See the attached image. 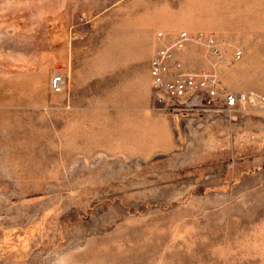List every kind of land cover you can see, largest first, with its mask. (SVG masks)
<instances>
[{
    "label": "rangeland",
    "instance_id": "rangeland-1",
    "mask_svg": "<svg viewBox=\"0 0 264 264\" xmlns=\"http://www.w3.org/2000/svg\"><path fill=\"white\" fill-rule=\"evenodd\" d=\"M263 3L0 0V264H264V31L233 12ZM150 23L153 36L213 34L221 58L190 46L182 66L214 72L246 101L220 111L193 97L172 116L149 110L169 121L178 147L144 156L152 134L138 118L113 116L112 132L98 131L90 70L78 64L130 62L132 114L146 69L116 41L121 24L130 38ZM92 24L94 36H112V53L74 55L79 26ZM56 71L60 92L49 87ZM91 71L106 72L102 94L120 83L115 67Z\"/></svg>",
    "mask_w": 264,
    "mask_h": 264
},
{
    "label": "crops",
    "instance_id": "crops-1",
    "mask_svg": "<svg viewBox=\"0 0 264 264\" xmlns=\"http://www.w3.org/2000/svg\"><path fill=\"white\" fill-rule=\"evenodd\" d=\"M153 24L150 23L144 29L141 34L130 37L128 36V25L121 24L120 31L122 35L120 37V41H116L117 45L120 47L116 49L117 52H128L131 50L133 52H138L141 55V60L138 61L141 64H144V68L146 69L143 85L141 90V95L139 96L137 103L132 106V114L129 113L130 110V86L129 80L130 75L128 72L130 62H124L123 60H117L115 62H110L107 59H91L87 63H81L79 60L78 68L86 69L89 71V85H90V116L95 118V125L99 122L101 124L102 118H104L105 129L98 130L99 132H112V129L109 126L112 123L113 116H117L121 119V123L129 122L130 115L133 118H138L141 120L143 126L145 127V131L150 132L152 138L150 139L147 146L143 148V151L139 152L144 156H151L154 152H166L175 150L178 147L177 138L174 135L171 126L169 125V121L164 118H156L149 114L150 107V77H149V62L155 52L157 47V43L154 40L153 36ZM93 24L88 26H79V36L77 40L74 41V55H85L88 53H103L104 56L108 53H112V44L114 42L108 41V39H112V36L108 39L106 37H98L93 35ZM97 27V26H96ZM118 27V26H117ZM127 34V35H123ZM107 44L111 45V49L101 48L106 46ZM128 57V56H127ZM119 70V75H117V80H120V83L115 87V91L106 87L105 94L101 92V80L104 75L100 72H93L92 69L101 70L108 68ZM93 76L95 78L93 82ZM94 103V107H93ZM105 106L103 109L102 106ZM94 112V114H93Z\"/></svg>",
    "mask_w": 264,
    "mask_h": 264
},
{
    "label": "built area",
    "instance_id": "built-area-1",
    "mask_svg": "<svg viewBox=\"0 0 264 264\" xmlns=\"http://www.w3.org/2000/svg\"><path fill=\"white\" fill-rule=\"evenodd\" d=\"M154 38L157 47L149 62L151 112L172 116L188 111L193 97L220 111H231L237 104L245 103L244 95L223 90L214 72L186 70L182 66L180 58L190 46L198 47L206 58H221V44L213 34L180 31L166 35L157 32ZM65 81V75L56 71L50 78L49 87L53 92H60Z\"/></svg>",
    "mask_w": 264,
    "mask_h": 264
},
{
    "label": "bare ground",
    "instance_id": "bare-ground-1",
    "mask_svg": "<svg viewBox=\"0 0 264 264\" xmlns=\"http://www.w3.org/2000/svg\"><path fill=\"white\" fill-rule=\"evenodd\" d=\"M233 12L239 19H249L252 22H256V24L258 23V30L264 31V22L262 23L264 20V3L250 5L238 4Z\"/></svg>",
    "mask_w": 264,
    "mask_h": 264
}]
</instances>
